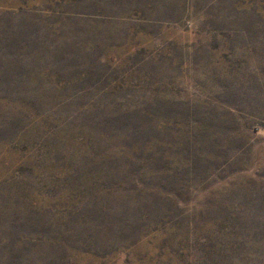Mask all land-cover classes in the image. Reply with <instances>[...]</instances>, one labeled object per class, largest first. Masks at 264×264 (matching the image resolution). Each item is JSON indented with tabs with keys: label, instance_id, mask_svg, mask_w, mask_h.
<instances>
[{
	"label": "rangeland",
	"instance_id": "obj_1",
	"mask_svg": "<svg viewBox=\"0 0 264 264\" xmlns=\"http://www.w3.org/2000/svg\"><path fill=\"white\" fill-rule=\"evenodd\" d=\"M0 264H264V0H0Z\"/></svg>",
	"mask_w": 264,
	"mask_h": 264
}]
</instances>
